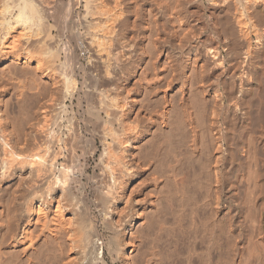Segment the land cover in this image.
<instances>
[{
	"label": "bare ground",
	"instance_id": "bare-ground-1",
	"mask_svg": "<svg viewBox=\"0 0 264 264\" xmlns=\"http://www.w3.org/2000/svg\"><path fill=\"white\" fill-rule=\"evenodd\" d=\"M0 264H264V0H0Z\"/></svg>",
	"mask_w": 264,
	"mask_h": 264
},
{
	"label": "rangeland",
	"instance_id": "rangeland-1",
	"mask_svg": "<svg viewBox=\"0 0 264 264\" xmlns=\"http://www.w3.org/2000/svg\"><path fill=\"white\" fill-rule=\"evenodd\" d=\"M94 165H95V162L92 161V168H90L91 171L93 170V166H94ZM91 197H92V199H93V196L88 195V198H85V200L83 201L82 204L86 203V199L89 200V201H91V200H92V199L90 200ZM89 201H88V202H89ZM80 205H81V203H80ZM82 207H83V205H82ZM92 211L94 212V211H96V209L93 207V208H92ZM93 214H97V213L94 212ZM105 235H106V234H104V236H105Z\"/></svg>",
	"mask_w": 264,
	"mask_h": 264
}]
</instances>
